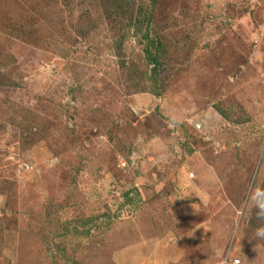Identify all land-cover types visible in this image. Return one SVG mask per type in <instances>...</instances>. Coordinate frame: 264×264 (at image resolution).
I'll list each match as a JSON object with an SVG mask.
<instances>
[{
	"label": "rangeland",
	"instance_id": "1",
	"mask_svg": "<svg viewBox=\"0 0 264 264\" xmlns=\"http://www.w3.org/2000/svg\"><path fill=\"white\" fill-rule=\"evenodd\" d=\"M253 187L264 0H0V264H264Z\"/></svg>",
	"mask_w": 264,
	"mask_h": 264
},
{
	"label": "clouds",
	"instance_id": "2",
	"mask_svg": "<svg viewBox=\"0 0 264 264\" xmlns=\"http://www.w3.org/2000/svg\"><path fill=\"white\" fill-rule=\"evenodd\" d=\"M247 201H250L255 206L256 217L260 221L254 236L256 239H264V189L253 187L249 192Z\"/></svg>",
	"mask_w": 264,
	"mask_h": 264
},
{
	"label": "built area",
	"instance_id": "3",
	"mask_svg": "<svg viewBox=\"0 0 264 264\" xmlns=\"http://www.w3.org/2000/svg\"><path fill=\"white\" fill-rule=\"evenodd\" d=\"M123 167H125L126 166V164L125 163H123L122 162V164H121ZM240 261H237V260H235V262H234V264H238Z\"/></svg>",
	"mask_w": 264,
	"mask_h": 264
},
{
	"label": "trees",
	"instance_id": "4",
	"mask_svg": "<svg viewBox=\"0 0 264 264\" xmlns=\"http://www.w3.org/2000/svg\"><path fill=\"white\" fill-rule=\"evenodd\" d=\"M126 195H129V194H126Z\"/></svg>",
	"mask_w": 264,
	"mask_h": 264
}]
</instances>
